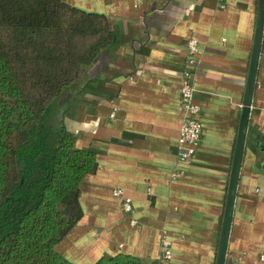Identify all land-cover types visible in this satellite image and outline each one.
Wrapping results in <instances>:
<instances>
[{
  "label": "crops",
  "instance_id": "crops-1",
  "mask_svg": "<svg viewBox=\"0 0 264 264\" xmlns=\"http://www.w3.org/2000/svg\"><path fill=\"white\" fill-rule=\"evenodd\" d=\"M105 14L118 44L103 51L58 101L76 146L95 152L81 185L84 215L57 246L74 264L125 253L159 263L215 264L256 22L257 0H64ZM202 137L177 160L186 43ZM116 113L112 117L113 111ZM173 170L182 171L172 178ZM122 189V197L113 191ZM129 198L132 213L123 211ZM264 29L225 264H264Z\"/></svg>",
  "mask_w": 264,
  "mask_h": 264
},
{
  "label": "trees",
  "instance_id": "trees-1",
  "mask_svg": "<svg viewBox=\"0 0 264 264\" xmlns=\"http://www.w3.org/2000/svg\"><path fill=\"white\" fill-rule=\"evenodd\" d=\"M116 44L105 14L64 0H0V264H74L57 246L84 215L81 185L98 160L76 146L58 101ZM93 264L145 262L120 252Z\"/></svg>",
  "mask_w": 264,
  "mask_h": 264
},
{
  "label": "built area",
  "instance_id": "built-area-1",
  "mask_svg": "<svg viewBox=\"0 0 264 264\" xmlns=\"http://www.w3.org/2000/svg\"><path fill=\"white\" fill-rule=\"evenodd\" d=\"M219 8H224V3L219 0ZM186 53L188 56L187 67L182 71L180 79V107H181V123L177 136V160L180 164H186L194 155L195 147L202 137V125L199 120V106L194 102V69L192 65L196 61V57L201 53L200 43L191 38L186 43ZM116 109L111 114L115 116ZM183 174L180 170H173L172 178L179 177ZM115 196L122 197V189L113 191ZM123 211L132 213L131 201L129 198L123 199ZM264 259V257H262ZM160 264H172V251L169 241L164 237L161 239L159 251Z\"/></svg>",
  "mask_w": 264,
  "mask_h": 264
},
{
  "label": "water",
  "instance_id": "water-1",
  "mask_svg": "<svg viewBox=\"0 0 264 264\" xmlns=\"http://www.w3.org/2000/svg\"><path fill=\"white\" fill-rule=\"evenodd\" d=\"M264 29V0H257L256 22L253 35V43L250 53L248 72L245 82L244 95L236 142L234 146L232 164L229 175V182L226 193V200L221 221L220 234L218 239L215 264H225L227 246L229 241L230 228L233 216L234 200L239 179L243 150L245 147L246 132L249 121L250 107L256 85L258 60L261 50V43Z\"/></svg>",
  "mask_w": 264,
  "mask_h": 264
}]
</instances>
